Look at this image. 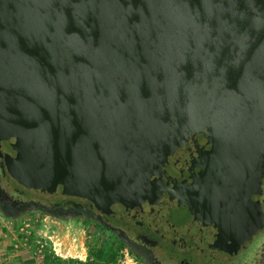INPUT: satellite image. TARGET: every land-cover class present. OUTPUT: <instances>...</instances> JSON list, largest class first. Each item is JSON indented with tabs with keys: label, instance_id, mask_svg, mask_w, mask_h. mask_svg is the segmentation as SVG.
Wrapping results in <instances>:
<instances>
[{
	"label": "water",
	"instance_id": "95a60500",
	"mask_svg": "<svg viewBox=\"0 0 264 264\" xmlns=\"http://www.w3.org/2000/svg\"><path fill=\"white\" fill-rule=\"evenodd\" d=\"M0 149L28 190L231 259L263 223L264 0H0Z\"/></svg>",
	"mask_w": 264,
	"mask_h": 264
},
{
	"label": "flooded vegetation",
	"instance_id": "af4514ba",
	"mask_svg": "<svg viewBox=\"0 0 264 264\" xmlns=\"http://www.w3.org/2000/svg\"><path fill=\"white\" fill-rule=\"evenodd\" d=\"M29 203L48 208L55 219L61 221L80 220L100 226L133 256L136 264H264V178L260 197L262 227L254 234L251 244L244 251L228 260H211L197 249L177 248L147 227L131 225L100 214L87 199L43 195L28 190L10 176L0 149V214L3 215L4 207L11 205L12 208L8 210L10 214L20 215V218L37 212L50 216L41 211L25 214L19 211L22 205Z\"/></svg>",
	"mask_w": 264,
	"mask_h": 264
},
{
	"label": "rangeland",
	"instance_id": "374dc122",
	"mask_svg": "<svg viewBox=\"0 0 264 264\" xmlns=\"http://www.w3.org/2000/svg\"><path fill=\"white\" fill-rule=\"evenodd\" d=\"M0 217L4 216L0 214ZM7 221L21 225L23 229L21 236L29 240V245L35 250L37 256H41L39 250L43 251L45 258L43 263L41 261L39 264H46L48 257L52 258V264H136L135 259L126 249H119L114 237L94 223H84L80 220L61 221L39 212L25 215L17 220L7 219ZM56 243L62 245L61 250L65 252V255L74 251L78 258H84L85 255L84 260L58 257L53 250ZM42 245H44L43 249ZM99 251L106 255L103 261H95L92 256V253L97 254ZM112 254L116 255L113 261L109 258Z\"/></svg>",
	"mask_w": 264,
	"mask_h": 264
},
{
	"label": "crops",
	"instance_id": "0c3cea01",
	"mask_svg": "<svg viewBox=\"0 0 264 264\" xmlns=\"http://www.w3.org/2000/svg\"><path fill=\"white\" fill-rule=\"evenodd\" d=\"M21 225L0 217V264H36L39 256L24 239Z\"/></svg>",
	"mask_w": 264,
	"mask_h": 264
},
{
	"label": "bare ground",
	"instance_id": "6f19581e",
	"mask_svg": "<svg viewBox=\"0 0 264 264\" xmlns=\"http://www.w3.org/2000/svg\"><path fill=\"white\" fill-rule=\"evenodd\" d=\"M61 246L62 245L59 244V243L55 244V251H56L58 256H60V257H62L64 259H69V258L75 259V258H78L77 253H75L74 251H70L68 255H65V252L61 250ZM83 252L84 251H82V253ZM83 255H84V253H83ZM84 258H85V255H84ZM84 258L79 257L78 260H84Z\"/></svg>",
	"mask_w": 264,
	"mask_h": 264
},
{
	"label": "trees",
	"instance_id": "16d2710c",
	"mask_svg": "<svg viewBox=\"0 0 264 264\" xmlns=\"http://www.w3.org/2000/svg\"><path fill=\"white\" fill-rule=\"evenodd\" d=\"M119 249H123V246H119ZM92 256L94 257L95 261H103L104 260V257L106 256L104 252H101L99 251L97 254H93L92 253ZM116 255L115 254H112V255H109V258L111 261H113L115 259ZM53 263V260L51 257H48L46 259V264H52Z\"/></svg>",
	"mask_w": 264,
	"mask_h": 264
},
{
	"label": "built area",
	"instance_id": "2783aa9c",
	"mask_svg": "<svg viewBox=\"0 0 264 264\" xmlns=\"http://www.w3.org/2000/svg\"><path fill=\"white\" fill-rule=\"evenodd\" d=\"M43 246H44V245H42V247H41L42 249L44 248ZM53 250H54L55 254L57 255V253H56V251H55V248H54ZM39 254L41 255V256H39V258H40V259H39V261H40L39 263H41V261H42V263H43L44 258H45V256H43V251H42V250H39ZM57 256H58V255H57ZM127 256H128V255H127ZM58 257H60V256H58ZM39 263H36V264H39Z\"/></svg>",
	"mask_w": 264,
	"mask_h": 264
}]
</instances>
